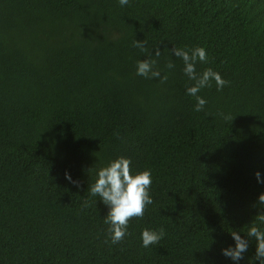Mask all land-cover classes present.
Masks as SVG:
<instances>
[{"label": "trees", "instance_id": "1", "mask_svg": "<svg viewBox=\"0 0 264 264\" xmlns=\"http://www.w3.org/2000/svg\"><path fill=\"white\" fill-rule=\"evenodd\" d=\"M135 40L166 82L137 75ZM173 46L203 47L197 72L228 81L200 90L201 111ZM121 156L151 170L153 203L113 244L89 186ZM257 172L264 0H0V264H260ZM233 231L249 242L238 262L222 252Z\"/></svg>", "mask_w": 264, "mask_h": 264}, {"label": "clouds", "instance_id": "2", "mask_svg": "<svg viewBox=\"0 0 264 264\" xmlns=\"http://www.w3.org/2000/svg\"><path fill=\"white\" fill-rule=\"evenodd\" d=\"M121 6L129 3V0H119ZM134 47L139 48L146 53L148 58L137 62V75L145 78H159L161 82H166L167 76L161 77L160 70L156 68V60L152 58V53L146 48V40H135ZM171 53L183 60L185 65L183 71L189 80L194 81L193 86L187 88L189 95L194 96L197 103L196 111L203 110L206 100L197 95L204 87H210L211 81H215L217 88L222 89L228 81L224 80L221 75L207 68L203 73H198L196 70L197 62H206L207 54L203 47L194 49L177 48L175 46L170 50ZM156 57H159L161 52L157 47L154 51ZM167 68H174V64L170 61ZM230 117H225L229 119ZM131 160L123 156L111 161L108 166L98 171V176L95 182L89 186L92 196H99L105 205L109 207L104 223L109 225L108 232L111 236L113 244L122 241L127 234L129 220L133 217L142 218L147 205H151L153 200L149 194V189L152 184L151 170L147 169L142 172L133 174L131 170ZM257 181L260 180V173L256 174ZM66 178L71 181L70 175L66 173ZM79 186V182L72 181ZM259 204L264 205V193L259 195ZM258 219L264 223V212L258 214ZM164 235V230L159 231L144 229L142 232V244L144 247L156 244ZM231 235L235 241V247H228L222 250L226 257H230L233 261L238 262L244 258L243 254L248 250V239L242 238L241 235L233 231ZM247 237L255 238L256 252L254 260H259L260 264H264V231L253 224L247 233Z\"/></svg>", "mask_w": 264, "mask_h": 264}]
</instances>
